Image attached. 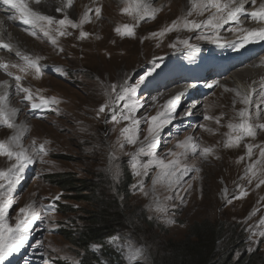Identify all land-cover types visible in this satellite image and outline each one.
I'll return each mask as SVG.
<instances>
[{"label":"rangeland","instance_id":"rangeland-1","mask_svg":"<svg viewBox=\"0 0 264 264\" xmlns=\"http://www.w3.org/2000/svg\"><path fill=\"white\" fill-rule=\"evenodd\" d=\"M85 1L91 4L98 2V0ZM121 2L125 5L119 6L117 17L99 16L98 22L94 25V31L101 30L104 37L99 43L90 38L80 44L79 32L82 29L77 31V36L75 35L77 29H67L72 34L58 37L56 45H52L40 31L37 32V37L27 33V36L33 39L32 47L27 49L29 53H20L34 58L42 57L39 63L44 66L39 78L31 70L22 73L17 68L11 67L13 64L24 65L25 62L21 59L11 64L7 62L12 60L11 55L0 60L9 65L7 71L13 73L14 82L15 75L22 77L21 86L29 88L34 94V99L39 95L48 99L54 97L59 101L58 104L53 105L51 115L41 120L28 119L24 106L27 101L24 99V103L21 101L25 94L17 93L9 88L10 107L18 110L15 123L25 125L28 129L22 137V145L31 153L34 151L32 144L35 141V149L43 144L47 152V155L42 157L43 162L38 157L37 167L33 173L34 178L30 177L22 194L13 199V207L9 210V223H15L19 208L27 204L41 208L47 203L46 200L59 197L56 212L47 217L43 227L36 229L35 232L34 247L39 250V253L48 256L50 264H73V262L82 264V258L86 253L66 240L61 231H71L77 238L88 232L90 225L85 221H89L91 215L99 212L97 206L107 214L104 228H111L106 243L121 255L124 264H129V247L144 249V256L138 258L135 264H154L156 258L166 255V246L170 242L185 241L190 235L192 226L203 223L223 226L225 235L220 251H224L226 256L229 254L237 261L244 255L248 257L253 254L264 263V237H255L258 241L255 244L248 239L249 229L264 230L259 226V220L264 217V199H262L264 185L256 188L255 178L250 184L247 179H242L245 176L247 164L259 159V149L254 148L255 155L249 160L245 145L247 143L264 144V131L257 129L256 137H246L239 147L224 148L229 132L228 123L239 122L237 113L245 108V105L238 102L240 97L236 95L237 91H232L231 74L225 79L227 81H221L218 87L205 98L197 100L198 112L192 117L187 118L186 113L191 112V106L196 101H185L181 98L182 101L176 109V118L165 125L160 133L156 151L157 155L166 161L175 158L168 155L170 151L176 153L183 151L176 145L188 136L193 137V141L199 148L213 149L206 159L201 157L199 152L196 155H188L184 163L191 171L178 186V196L176 191L168 192L157 186L156 195L160 200H164V197L168 195L174 197L166 202L168 205L166 216L155 211L151 190V181L157 171L155 168L147 177H144L147 195L140 192L138 186L135 189L132 187L138 185L139 178L135 177L130 169L129 154L135 152L141 144L147 143L145 140L148 135L147 123L144 122V118L156 115L158 111L163 110V105L182 89L181 86H176L171 92L166 91L155 95L157 101H153V96L148 98L147 94L137 92V101L143 105L136 113V118L141 120L140 131L137 143L125 144L123 150H116L111 146L115 145L120 137V129L127 127L129 122L121 121L118 125L105 123L107 119H110V109H106L105 113L98 112L99 107L107 100L104 92L105 90L110 92L113 84L117 85V91H119V85L125 79L130 84L134 83L142 75L144 67L154 59L181 51L182 45L179 44V40L189 39L193 44L200 41L194 38L197 32L190 33L182 26L178 31L166 33L163 37L151 35L153 32H159L171 26L174 21H182L192 8L191 0H170L171 4L167 6V0L147 2L152 7L149 16L139 22L123 11L128 0ZM76 3L81 8L84 7L82 12L89 14V22L83 25L85 28L97 17L95 16L96 8L89 10L88 5L83 6V0H73L67 13L55 12L52 16L60 19L67 15L78 23L79 16L84 13L77 9ZM99 3L100 0L97 4ZM106 3L108 7L115 4L113 0H106ZM170 9L174 11L171 12ZM153 11L154 18L147 20ZM207 17L208 13L204 16L193 13L187 19L200 22ZM125 25L133 27L132 37L126 35L122 37L114 32L117 27L123 29ZM172 43H176V48L169 46ZM261 59L263 63L264 57ZM255 70H264V65L260 64ZM10 78L2 75L0 71V80L11 81ZM262 83L264 80L254 87L256 91L254 97L252 95L253 103L248 106L249 115L253 117L257 111L256 102L260 100L258 90L261 89ZM114 96L113 93V98ZM204 115L213 119L204 120ZM215 118H219V123ZM258 123H264V119ZM12 135L11 129L1 130L0 141L7 140ZM113 154L115 155L113 164L120 169L116 182L112 181L107 172L109 156ZM241 156L245 159L240 160ZM147 159L148 157H141L142 161ZM12 163L14 161H9L7 157H0V170H7ZM257 171L259 174V169ZM67 175L77 181H87L93 187V191L89 192L90 197L94 196V199L96 196V198L92 202H85L79 200L75 193L61 191L57 185L60 183V177ZM78 188H81V184ZM225 189L228 190L227 193ZM241 190L247 194L236 199V195ZM229 199L232 203H228ZM99 201L103 204H99ZM65 210L69 212L62 214ZM46 225L50 233L45 230ZM95 246V248L92 246V253L98 257L96 263L110 264L111 261L106 256H102V248Z\"/></svg>","mask_w":264,"mask_h":264},{"label":"snow or ice","instance_id":"snow-or-ice-1","mask_svg":"<svg viewBox=\"0 0 264 264\" xmlns=\"http://www.w3.org/2000/svg\"><path fill=\"white\" fill-rule=\"evenodd\" d=\"M40 0H36L39 3ZM192 8L187 12V16L181 20L174 21L171 26L164 28L162 31L151 33L152 36L163 37L166 33L172 31H178L182 26L183 29L188 32H198L194 37L198 41H207L217 47L228 46L232 50L237 51L245 48L246 45L264 41V26L259 28H244L240 27L241 14L246 12L245 0H227V2H221V0H191ZM0 4L9 6L10 9L15 10L18 14L20 21L24 25H29L33 28L39 29L43 33L44 37H47L52 45L57 44L58 37H64L71 35L67 29H77L82 27L85 23L89 22V14H85L80 18L79 22H74L67 15L63 18L57 19L56 17L42 14L39 11H35L29 7L26 0H0ZM72 0H67V6H71ZM251 4L255 5L256 0H251ZM62 8H57L56 12L61 13ZM123 11L133 17L137 22L143 20L146 16H149L150 5L141 0H128L127 6ZM101 13L100 8L95 9V16L99 17ZM196 13L198 16H204L208 13V17L200 22L196 20H188ZM248 17L252 21L264 25V3H260L258 9L252 10L247 13ZM155 12L151 13L150 18H154ZM13 17H9L12 19ZM236 24L237 27H228L227 31L234 35L238 33L236 40H230L222 42L220 36V30L225 25ZM115 32L120 36L132 37L133 27L125 25L123 29L117 27ZM35 35V33H30ZM89 33L80 31L79 38H87ZM182 45L181 51H186L189 54H195L198 52V46L190 43L189 39H182L178 41ZM172 48H176V43L169 45ZM159 47V45H157ZM0 49L11 50V45L6 43H0ZM18 57L25 62L24 65L13 64L11 67L17 68L20 72L26 73L29 70L34 72L35 76L39 78L42 74V66L39 61L42 57L31 58L27 55L21 56L20 52H16ZM163 57L154 59L152 64V70L147 73V76H151L152 72L160 68L159 61H162ZM9 65L0 63V69H4L7 74L12 77L13 73L7 71ZM15 90L17 93H24V100L29 102L31 110L46 109L50 110L52 105L58 104L59 101L56 98H44L37 95L34 99L33 92L27 88L21 86L20 75H15ZM147 77L142 76L134 83H128L125 79L122 84L119 85V91H117V85H111V91L105 90L104 95L107 98L106 103L99 107V113H105L106 109H110V119H107L105 123H111L113 125L120 124L121 121H128L127 127L120 129V137L118 138L115 145L111 147L116 150H123L125 144L135 145L138 139V133L140 131L141 120L136 118V113L143 107L142 104L137 101L138 89L145 83ZM9 87L10 85L5 82L0 85V126L6 127L13 130V135L7 140L0 141V157H7L9 161H14L7 170H0V264H4L8 257L13 253H17L24 247L29 240V233L32 230L34 224L45 218L50 217L55 211V204H50L42 215L41 208H37L33 204H27L24 207L18 209L15 216V223H9V210L13 207V193L20 183L21 176L29 165L33 164L37 157L41 158L47 155L45 146L40 145L39 149H35V141H33L32 147L33 152H29L22 143V137L28 130L25 125H17L15 118L17 117L18 110L10 107L9 104ZM206 87L212 88V84H207ZM261 91L259 92L260 100L256 102L257 111L253 116L249 115L248 106L253 103L252 91H237L236 95L240 97V102L245 105V108L241 109L237 115L239 122L228 123L227 127L229 132L227 133V140L224 142V148H235L239 147L242 140L246 137L255 138L257 135V129L264 131V123H258L261 119H264V109L260 108L261 104H264V83L261 84ZM113 93L115 94L113 98ZM181 99L180 96L169 100L163 105V110L158 111L156 115L148 118H144V122L147 123V137L145 140L146 144L141 146L133 153H130V169L133 175L139 178L138 185H133L135 189L139 187L140 192H145L144 188V177L149 175V172L155 168L156 174L152 178V193L154 197L155 211L160 213L162 216H166L168 211L167 201L174 199L172 195L164 197V200H160L156 195L157 186L165 189L168 192L176 191L177 196L179 195V187L185 176L189 174L191 169L184 163L189 154L199 155L203 158H207L213 149L210 147L199 148L198 145L193 141L192 136H188L184 141L176 145L177 148L182 149V152H169L170 157L173 159L160 158L157 155L158 140L161 131L165 125H168L176 118V109L178 102ZM38 100V102H36ZM122 102V106H121ZM204 120L213 119L208 115H204ZM216 122L219 123V118H215ZM253 120V122H249ZM115 130V129H113ZM246 155L249 160L255 155L253 149H259V159L254 162L248 163L245 169V176L242 179H247L248 183L252 182V179L257 180L256 188H260L264 185V144H253L247 143ZM141 157H148L146 161H142ZM115 155L109 156V166L107 172L110 174L113 182L118 180L120 175V169L118 166L113 164ZM245 157L241 156L240 160H244ZM257 169H259V174ZM227 193V189L224 190ZM247 193L243 190L239 191L236 195V199L244 197ZM59 199V197H56ZM264 199V198H262ZM181 202L183 198L181 197ZM228 203H232V200H228ZM171 223L172 221H167ZM259 226L264 229V217L259 220ZM250 235L248 236L249 241L252 244L258 243L255 237H264V230L253 231L249 229ZM96 247L95 245L93 246ZM144 256L143 248H128V261L129 264H135V261ZM76 264V262H73Z\"/></svg>","mask_w":264,"mask_h":264},{"label":"trees","instance_id":"trees-1","mask_svg":"<svg viewBox=\"0 0 264 264\" xmlns=\"http://www.w3.org/2000/svg\"><path fill=\"white\" fill-rule=\"evenodd\" d=\"M80 184L81 188H78ZM57 186L65 193H75L77 198H80L79 200L85 202H92L96 198V196L94 199V196L90 197L89 192L93 191V187L87 181H77L68 175L60 177V183ZM99 204H103V202L99 201ZM97 210L98 213L91 215L89 221H85L90 225L88 232L78 238L74 237L71 231H61V233L66 240L86 253L82 258V264H98L96 263L98 257L92 253V246L94 245L102 248V256H106L111 261L110 264H124L121 255L112 250L106 243L111 233V228H104L107 217L106 211L98 206ZM68 212L65 210L62 214ZM224 235L225 230L221 225L195 224L185 241L170 242L166 246V255L156 258L154 264H264L261 259L253 254L248 257L244 255L237 261L229 254L226 256L224 251H220Z\"/></svg>","mask_w":264,"mask_h":264},{"label":"bare ground","instance_id":"bare-ground-1","mask_svg":"<svg viewBox=\"0 0 264 264\" xmlns=\"http://www.w3.org/2000/svg\"><path fill=\"white\" fill-rule=\"evenodd\" d=\"M121 1H123V0H113V3H115V4L113 6H111V7H108V5L106 3V0H100L99 4H97L99 2V0L95 4H91V2L83 0V2H84L83 6L88 5L89 10H92V9L94 10L95 8H100L101 9L100 16H102V17L104 15L105 16L111 15V16L117 17L118 16V12H119V6L125 5V3L121 2ZM150 1H152V0H141V2H146V3L150 2ZM169 1L170 0H167L166 6L168 4H171V3H169ZM72 2H73V0H72ZM26 3H28L29 7L32 8L33 10L39 11L42 14H46V15H49V16H52V14L54 15V13L56 12L57 8H62L63 11H65L66 13L70 9V6H67V0H41V3H36V0H26ZM260 3H264V0H256V4L255 5L251 4V0H245L246 12L243 14L244 16L242 17V19L244 20V18H249L247 13L251 12L252 10L258 9ZM96 4L99 5V6H97ZM8 7L9 6H7V5L0 4V43H7V44L11 45V50H8V51H12L13 54L6 55V53H7L6 52V53H1L0 56L6 57V56H10L11 55L12 56L11 57L12 60H7V62L9 64H11V63H14L15 61H18V59H21V57H18L17 55L14 56V54H16L17 51L18 52H23V53L25 52V54L29 53V51H27V49L29 47L30 48L32 47L33 39H30L27 36V33L30 34V33L34 32L35 35H32V34H30V35L32 37H37L38 36L37 32L39 30H37L35 32V30H33L32 28L27 27V26L23 25L22 23H20L19 16H18L17 13H15V10H13V9H10V11H11V15L10 16L4 15L2 13V10L6 9ZM76 7H77V9H79V11L81 13L85 14V12H82L83 11L82 9L84 7L81 8V6L78 5L77 3H76ZM150 8H152V7H150ZM121 9H122V7L120 8V10ZM170 11L172 12L174 10L170 9ZM82 16L83 15L79 16V20H80V18ZM9 17H13V18L9 19ZM98 20H99V17L93 19V21L95 23L93 21H91L92 23L88 24L85 28L83 27V25H82V27L77 28V30L75 31V35L76 36H77V31H79V29H82V31H85V32L89 33L87 38L80 39V44L85 43L90 38L95 40L97 43H99V42H101L103 40L104 37H103V34H102L101 30L94 31V28H93L94 25L98 22ZM11 23H14V24L11 25ZM244 25L248 26V28H259V27H261L260 25L255 23V21L250 22L248 20L244 21ZM109 27H111V26H109ZM20 30H22V32H20ZM105 32H107V28H105ZM23 33L26 34V35H24ZM110 33H111V31H110ZM229 40H230L229 38L225 39V41H229ZM118 41H119V37H118ZM196 44H198V43H196ZM107 46H108V44H107ZM102 47H104V46H102ZM108 49H111V48H108ZM25 54H23V55L21 54V56H24ZM31 58L34 59V57H31ZM260 64L264 65V61L262 63V59L259 60V57H258L256 60H254L252 62H249L246 66H244V67H242L240 69H237L233 73H231L230 78L233 81V83H232V87H233L232 91L234 92V91H238L239 90V91L243 92V91H246V90L247 91H252L253 89H255L254 87L264 80V70H259V71L255 70V68L259 67ZM233 66H234V64H233ZM230 67H232V66H230ZM2 75H3V73H2ZM1 81L2 80H0V85H2L5 82H7L10 85L9 88H11L12 81H10L9 79H7V81L5 80V82H3V81L1 82ZM224 81H227V80H223V82ZM174 87H176V86H174ZM191 87H193V86H191ZM172 88H171V90H172ZM171 90H170V92H171ZM185 91H186V89H182L179 93L177 92L178 94L174 95L173 98H175L176 96H180L181 98L186 99L185 93H184ZM255 91H252L253 97H254V94H255L254 92ZM167 92H169V91H167ZM152 96H153V101H157V97L155 95H152ZM173 98H171V99H173ZM181 101H182V99L179 100L178 105H179V103ZM238 102H240V101L238 100ZM198 106L199 105H198L197 101L192 104L191 112H187L186 113L187 118L188 117H192L194 114H196L198 112ZM24 189H23V191H24ZM22 192H21V194H22ZM36 229H38V228H36ZM36 229L33 231V233L36 232Z\"/></svg>","mask_w":264,"mask_h":264},{"label":"water","instance_id":"water-1","mask_svg":"<svg viewBox=\"0 0 264 264\" xmlns=\"http://www.w3.org/2000/svg\"><path fill=\"white\" fill-rule=\"evenodd\" d=\"M34 178V175L31 177V179Z\"/></svg>","mask_w":264,"mask_h":264}]
</instances>
